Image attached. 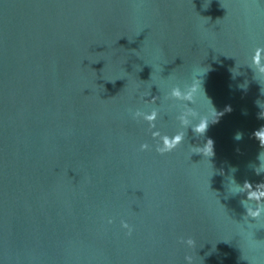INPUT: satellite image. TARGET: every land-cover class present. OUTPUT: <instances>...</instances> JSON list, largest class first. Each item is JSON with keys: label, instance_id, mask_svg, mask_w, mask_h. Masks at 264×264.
I'll return each instance as SVG.
<instances>
[{"label": "water", "instance_id": "water-1", "mask_svg": "<svg viewBox=\"0 0 264 264\" xmlns=\"http://www.w3.org/2000/svg\"><path fill=\"white\" fill-rule=\"evenodd\" d=\"M262 62L264 0H0V264H264Z\"/></svg>", "mask_w": 264, "mask_h": 264}, {"label": "clouds", "instance_id": "clouds-1", "mask_svg": "<svg viewBox=\"0 0 264 264\" xmlns=\"http://www.w3.org/2000/svg\"><path fill=\"white\" fill-rule=\"evenodd\" d=\"M264 63V62H262ZM254 72H256L257 70L259 71H264V67H260V65H257V68L254 69ZM208 71V68H206V70H204L203 72H198V73H205ZM197 73V74H198ZM234 75L237 73H233ZM245 85H241V87H244ZM193 91L197 92H203L204 97L207 98L208 102L211 104L210 99L205 95L202 86H201V80H200V84H199V88L193 90L192 89V84L189 83L186 88H182L180 85H176L174 87L171 88L170 90V95L176 99H180L182 100L186 105H188L189 108H191L193 106ZM262 91V90H261ZM264 92V91H262ZM190 102V103H189ZM258 103V102H257ZM259 104V103H258ZM260 105V104H259ZM212 106V105H211ZM137 115H141V113H137ZM158 113L155 110H152L151 113H144L143 116L145 119L152 121L157 117ZM262 116V115H261ZM202 115H198L197 119L195 120V122H193L191 115H181L180 119L182 121V123L185 120H191L190 123H187V127L191 126L193 128V130L197 133L196 128L194 127V125L196 124H200V119H201ZM210 122V121H209ZM208 122V123H209ZM234 139L239 140L241 139V133L237 132L234 136ZM182 142V137L180 135H176L175 140L172 143H168L167 141L164 142V147L161 148V151H165V150H170L172 147H174L177 143ZM262 145V144H261ZM142 147H144L142 145ZM262 153H264V151H261L258 154V160L260 161V164L258 167H255V171L257 174L264 172V168L261 167L262 163H264V160H262ZM235 168L230 169V172H234ZM228 177L231 178L230 184L231 187L229 185V183H227V188L228 191L232 194H237V193H242V192H247V199H244L241 201V204L244 206V208L246 209V214H250L251 218H256L257 216H259L261 213H264V208H262L260 205L262 202H264V195H261L259 198H257L256 196H250L249 193L253 192L255 189H253L252 184L249 182H245L244 184H239L235 181L234 177H232L231 175H229ZM227 177V178H228ZM249 184L251 185L250 188L245 187V184ZM262 184V183H261ZM259 185V184H258ZM245 201H249L251 203V207L246 206ZM188 246H192L193 245V241L192 239L189 237L184 241ZM185 264H193V260L190 256L186 255L185 256Z\"/></svg>", "mask_w": 264, "mask_h": 264}]
</instances>
